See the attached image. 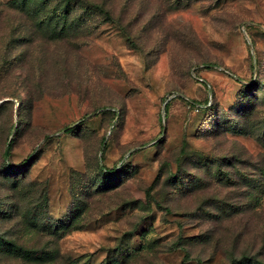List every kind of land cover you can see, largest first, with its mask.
Masks as SVG:
<instances>
[{
  "label": "rangeland",
  "instance_id": "1",
  "mask_svg": "<svg viewBox=\"0 0 264 264\" xmlns=\"http://www.w3.org/2000/svg\"><path fill=\"white\" fill-rule=\"evenodd\" d=\"M0 264H264V0H0Z\"/></svg>",
  "mask_w": 264,
  "mask_h": 264
},
{
  "label": "trees",
  "instance_id": "2",
  "mask_svg": "<svg viewBox=\"0 0 264 264\" xmlns=\"http://www.w3.org/2000/svg\"><path fill=\"white\" fill-rule=\"evenodd\" d=\"M96 7H97V6H96ZM95 9H96V10H95ZM95 9H93V11H94L95 13H98V11H100L99 13H106V12H104L103 9L100 8V7H99V8H95ZM190 103L193 104V105H194V104H195V105H198V104H196V103H192V102H190Z\"/></svg>",
  "mask_w": 264,
  "mask_h": 264
}]
</instances>
